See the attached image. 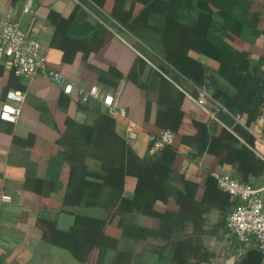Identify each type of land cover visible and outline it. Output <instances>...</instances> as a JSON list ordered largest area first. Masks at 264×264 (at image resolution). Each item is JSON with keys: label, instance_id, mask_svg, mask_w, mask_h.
Wrapping results in <instances>:
<instances>
[{"label": "crops", "instance_id": "crops-1", "mask_svg": "<svg viewBox=\"0 0 264 264\" xmlns=\"http://www.w3.org/2000/svg\"><path fill=\"white\" fill-rule=\"evenodd\" d=\"M25 1L0 0V28L17 22L66 79L117 93L137 134L127 140L123 121L99 100L81 102L44 75L15 77L0 57V106L6 91L24 93L17 122L0 120V264H122L123 256L129 264H259L253 243L238 242L224 228L235 199L216 187L213 174L264 185V65L254 73L259 114L246 120L251 87H245L234 104L240 115L229 114L228 124L217 115L225 110L216 93L232 95L235 86L190 43L186 51L199 72L191 78L176 71L163 57L158 14L143 11L148 0H30V12L22 13ZM247 1L258 18L252 40L230 32L223 40L245 50V62H259L264 0ZM160 129L173 133L171 155L161 159L169 172L163 199L149 189L134 198L136 178L126 175L121 195L131 200L130 210L84 220L89 206L84 192L78 196L80 181L103 176L123 145L138 166L160 158L162 150L147 151L148 136ZM110 232L116 245L108 250L101 240Z\"/></svg>", "mask_w": 264, "mask_h": 264}, {"label": "trees", "instance_id": "trees-1", "mask_svg": "<svg viewBox=\"0 0 264 264\" xmlns=\"http://www.w3.org/2000/svg\"><path fill=\"white\" fill-rule=\"evenodd\" d=\"M143 11L153 9L156 12L159 23L160 42L164 59L181 74L195 78L199 72L200 64L187 53L188 43L196 54H203L208 59L217 62V71L224 75L232 83L236 92L226 95L216 93V100L225 110L219 109L218 117L229 124L233 116L240 115L234 104L245 87L247 90L246 120L250 121L259 114L254 101L258 87V80L254 75L258 68L264 65L262 61H244L247 54L245 50H237L226 43L223 38H228L230 32L244 42H250L254 36V25L257 17L249 10L250 1L247 0H148L143 1ZM186 10L187 17L179 13V10ZM249 14V19L246 15ZM177 38L182 40L185 49H179ZM255 76V77H254ZM247 78L251 81L247 84ZM226 112V113H225ZM228 112V113H227ZM264 133V123L262 126ZM111 158L107 160L104 167L105 174L96 176L92 181L82 180L77 188L78 196L85 193L86 204L89 206L84 220L91 222L113 219L112 211L125 212L130 210L131 200L121 195L123 179L126 175H133L136 178L134 187V198L142 195L149 189L152 196L163 199L168 186V164L161 161L166 154L171 155V149L166 146L162 149L161 157L138 166L134 163V156L131 150L123 145L119 147ZM117 158V162H115ZM169 160V159H168ZM98 202L104 206L97 207ZM104 226V222H101Z\"/></svg>", "mask_w": 264, "mask_h": 264}, {"label": "built area", "instance_id": "built-area-1", "mask_svg": "<svg viewBox=\"0 0 264 264\" xmlns=\"http://www.w3.org/2000/svg\"><path fill=\"white\" fill-rule=\"evenodd\" d=\"M30 8L31 1L26 0L21 11L29 13ZM0 57L6 60L11 74L15 77L30 80L44 75L59 85L62 93L70 94L75 91L81 102L88 99L99 100L108 115L123 121L126 139L136 138V124L126 116L125 109L118 102L117 93H103L96 85L82 88L66 79L48 64L39 42L23 32L15 21H7L0 28ZM23 98L24 93L19 89L6 91L4 102L0 106V120L10 124L16 123L21 114ZM172 142V131L160 129L148 136L147 151L151 155L155 154ZM213 177L216 187L235 199L226 215L224 228L238 242H252L260 254L259 264H264V185L255 187L225 173H215Z\"/></svg>", "mask_w": 264, "mask_h": 264}, {"label": "rangeland", "instance_id": "rangeland-1", "mask_svg": "<svg viewBox=\"0 0 264 264\" xmlns=\"http://www.w3.org/2000/svg\"><path fill=\"white\" fill-rule=\"evenodd\" d=\"M101 243L103 244V247H106L108 250L113 249L116 245L113 233H108L107 237L101 240ZM130 259V256L117 257V260H120L122 264H129Z\"/></svg>", "mask_w": 264, "mask_h": 264}]
</instances>
